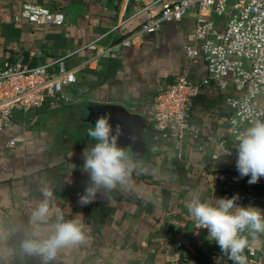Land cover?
Wrapping results in <instances>:
<instances>
[{
	"label": "crops",
	"instance_id": "crops-1",
	"mask_svg": "<svg viewBox=\"0 0 264 264\" xmlns=\"http://www.w3.org/2000/svg\"><path fill=\"white\" fill-rule=\"evenodd\" d=\"M156 1L0 0V60L43 66L64 59L69 69L89 63L60 100L29 114L16 113L0 139V264H42L39 256L24 254L20 245L33 232L50 235L56 215L79 219L86 239L61 249L49 264H233L207 240L206 230L195 229L186 207L194 196L214 201L239 194L240 206L264 210V177L249 184L250 177L225 170L221 153L210 143L231 140L226 99L233 92L208 87L192 111V125L199 142L207 145L205 152L190 139L182 162L159 145L146 162L126 151L135 166L130 183L97 194L86 206L78 203L88 183L82 153L95 143L87 135L82 108L117 105L149 123L155 97L180 74L188 73L196 82L207 77L204 60H191L185 53L194 40L193 14L164 24L110 57L100 55L158 16V8L145 10ZM28 4L63 12L65 25L23 19ZM11 140L17 141L14 149L7 147ZM45 191L52 194L47 202L54 215L47 224H34L31 215L45 201ZM255 246L256 260L264 264V236ZM243 255L249 260L246 249Z\"/></svg>",
	"mask_w": 264,
	"mask_h": 264
},
{
	"label": "built area",
	"instance_id": "built-area-1",
	"mask_svg": "<svg viewBox=\"0 0 264 264\" xmlns=\"http://www.w3.org/2000/svg\"><path fill=\"white\" fill-rule=\"evenodd\" d=\"M134 1L146 3L147 0ZM150 8L160 9V14L100 55L110 57L145 36L155 34L164 24L180 22L193 14L196 20L194 40L185 48V53L191 60H204L207 77L196 82L188 73L180 74L155 97L148 127L155 144L163 146L170 157L182 162L189 139L196 142L200 152L207 150L206 143L199 142L200 135L192 125L195 100L211 86L233 92L226 99L231 110V140L211 139L210 143L221 153L224 169L237 171L235 136L246 122L237 127L233 121H240L239 113L247 108L264 114V0H159L147 5L145 10ZM21 16L37 25L63 27L66 23L63 12L40 5H25ZM87 66L89 63L69 69L64 59L43 66L0 60V139L12 126L16 113L29 114L41 110L48 101L60 100L63 93L77 83L78 73ZM16 146V140L7 143L10 149ZM229 152L232 154L228 155ZM259 235L264 236V233ZM257 241L258 238H254L245 248L249 255L246 264H259Z\"/></svg>",
	"mask_w": 264,
	"mask_h": 264
},
{
	"label": "clouds",
	"instance_id": "clouds-1",
	"mask_svg": "<svg viewBox=\"0 0 264 264\" xmlns=\"http://www.w3.org/2000/svg\"><path fill=\"white\" fill-rule=\"evenodd\" d=\"M239 115L240 121H233L234 126L239 127L244 122L246 126L235 136V166L240 178L248 176V183L256 184L264 177V114L247 108ZM110 120L109 113L101 115L95 120L94 127L87 130L88 137L95 143L82 153V171L88 175V183L78 200L81 206L95 201L97 194L106 195L131 181L134 163L126 150L118 145L124 132L119 124L113 126ZM129 139L135 141L134 136ZM51 195L45 191V201L33 210L31 221L34 224H47L53 217L47 202ZM238 200L239 194L231 198L215 197L214 201H202L194 196L186 207L195 227L207 230L210 243L215 242L233 264H246L243 252L249 245V236L255 238L264 233V210L252 205L240 206ZM85 239L84 225L79 219L65 220L63 215H56L50 235L42 237L33 232L20 247L24 254L39 256L42 264H49L61 249L83 243Z\"/></svg>",
	"mask_w": 264,
	"mask_h": 264
},
{
	"label": "water",
	"instance_id": "water-1",
	"mask_svg": "<svg viewBox=\"0 0 264 264\" xmlns=\"http://www.w3.org/2000/svg\"><path fill=\"white\" fill-rule=\"evenodd\" d=\"M83 122L88 128H93L95 120L106 113L111 115L110 123L119 124L124 132L118 140V145L131 153L134 159H144L147 153L146 130L148 123L143 117L132 114L117 105L92 104L82 108ZM129 136H134L135 141H130Z\"/></svg>",
	"mask_w": 264,
	"mask_h": 264
},
{
	"label": "trees",
	"instance_id": "trees-1",
	"mask_svg": "<svg viewBox=\"0 0 264 264\" xmlns=\"http://www.w3.org/2000/svg\"><path fill=\"white\" fill-rule=\"evenodd\" d=\"M202 99V96H200V97H198L196 100H195V102H194V106H193V109L195 108V106H196V104L200 101V100ZM193 109H192V111H193ZM146 143H147V148H148V150H147V153H146V156H145V158L143 159L145 162L146 161H149L151 158H152V156H153V150H154V148L157 146L156 144H155V141H154V139H153V133H152V131H151V128H149V127H147V130H146ZM196 143V142H195ZM177 165L179 166V167H182L183 165H182V163H179V162H177ZM180 168H178V170H179ZM181 175V177H184L185 178V174H180ZM162 236V235H161ZM260 237H262L261 235H259V234H257V236L255 237V238H260ZM159 238H160V236H159ZM254 238H250L249 239V243L253 240Z\"/></svg>",
	"mask_w": 264,
	"mask_h": 264
}]
</instances>
